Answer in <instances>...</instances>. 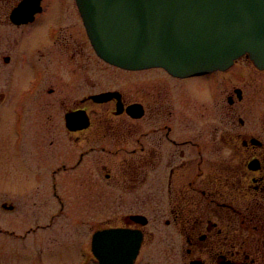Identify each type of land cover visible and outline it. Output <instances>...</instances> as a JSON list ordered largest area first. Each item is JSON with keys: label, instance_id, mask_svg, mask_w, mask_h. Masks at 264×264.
Masks as SVG:
<instances>
[{"label": "flooded vegetation", "instance_id": "obj_1", "mask_svg": "<svg viewBox=\"0 0 264 264\" xmlns=\"http://www.w3.org/2000/svg\"><path fill=\"white\" fill-rule=\"evenodd\" d=\"M89 47L75 0H0V131L17 135L0 178L51 209L28 232L107 210L97 230L141 231L168 263L264 264V68L180 77L97 56L105 74Z\"/></svg>", "mask_w": 264, "mask_h": 264}, {"label": "water", "instance_id": "obj_2", "mask_svg": "<svg viewBox=\"0 0 264 264\" xmlns=\"http://www.w3.org/2000/svg\"><path fill=\"white\" fill-rule=\"evenodd\" d=\"M90 40L106 62L164 68L188 77L229 69L248 54L264 68V0H76ZM141 234L98 232L100 264H135Z\"/></svg>", "mask_w": 264, "mask_h": 264}, {"label": "rangeland", "instance_id": "obj_3", "mask_svg": "<svg viewBox=\"0 0 264 264\" xmlns=\"http://www.w3.org/2000/svg\"><path fill=\"white\" fill-rule=\"evenodd\" d=\"M75 10L77 15V8ZM89 55L95 63H100L105 74L114 73L113 68L98 59L91 47ZM239 69L236 67L233 71ZM14 128L6 122L2 127L3 134L0 131V141H16ZM9 153L8 150L0 153V168L10 169L5 162ZM6 175L0 178V186H4V193L9 194V197L0 199V203L12 202L16 209L7 213L0 204V264H98L90 251L91 238L95 230L107 226L98 224L114 220L112 213L103 210L93 216L85 215L83 220L77 221L68 212L58 218L51 228L29 233L28 230L36 228L37 223H48L46 217L51 209L45 205V208L34 210L31 198L19 193L21 189L24 190L29 179L9 171ZM11 232L18 238L11 235ZM149 249L145 246L137 264H178L168 263L163 257L150 254Z\"/></svg>", "mask_w": 264, "mask_h": 264}]
</instances>
